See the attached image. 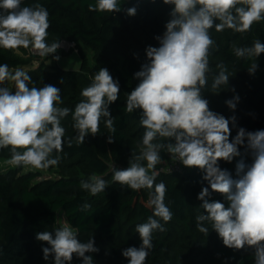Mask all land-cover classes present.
Instances as JSON below:
<instances>
[{"label": "clouds", "instance_id": "1", "mask_svg": "<svg viewBox=\"0 0 264 264\" xmlns=\"http://www.w3.org/2000/svg\"><path fill=\"white\" fill-rule=\"evenodd\" d=\"M163 3L173 6L171 18L163 35L156 37L159 47H147L148 62L134 74L139 83L126 100L128 113L140 110L139 122L144 129L142 147L139 153L132 152L127 168L112 170L113 182L134 191L149 190L148 204L154 211L147 222L136 225L140 246L128 247L122 255L128 264H146L154 247L153 233L165 231L160 220L167 223L172 219L173 213L165 203L167 186L156 182L155 168L164 151L185 167H195L204 173L202 179L208 187L202 188L197 198L207 214L195 217L198 231L207 236V222L225 246L237 250L246 245L254 247L255 264H264V130L249 132L239 128L230 140V119L234 123L235 117L225 118L210 110L202 95V89L209 86V57L215 43L210 30L250 31L254 23L264 21V0H163ZM88 7L90 11L120 12L121 0H96ZM136 12V7L127 9L129 16H135ZM49 28V12L43 5L22 6V0H0V48H31L41 57L55 54L62 44L47 42ZM233 53L238 59L253 60L248 71L254 74L256 59L264 53V43L257 39L249 47L233 46ZM54 59L59 60V56ZM216 67L219 72L210 85L212 92L228 85L231 75L224 64ZM6 82H12L15 91L4 86ZM30 83L31 77L23 69L11 71L8 64L0 65V149L10 148L11 157L7 161L10 165L47 170L60 163L65 136L61 121L70 109L57 106L62 103L61 89L53 85L30 87ZM119 93L118 81L107 68H100L92 83L82 89L83 99L72 112L77 145H82L89 134H99L102 119L115 132L108 109ZM238 100L236 96L225 103L234 110ZM172 140L175 142H166ZM108 142H113L112 136ZM68 143L71 146V141ZM240 147L252 153L253 162L246 165L241 159L236 164L238 178L233 179L218 162H231L241 156ZM80 187L95 196L104 192L108 181L92 176L82 180ZM209 188L222 194L228 206L211 200ZM88 207L87 203L81 206L82 210ZM36 239L50 245L42 249L43 258L53 256L54 264H71L74 254L82 259V264H93L86 253L99 251L93 238L81 242L78 231L68 224L55 228L54 235L53 231L39 232Z\"/></svg>", "mask_w": 264, "mask_h": 264}, {"label": "trees", "instance_id": "2", "mask_svg": "<svg viewBox=\"0 0 264 264\" xmlns=\"http://www.w3.org/2000/svg\"><path fill=\"white\" fill-rule=\"evenodd\" d=\"M37 3L49 12L48 38L52 39V42L61 43L64 39L71 38L85 43L92 49L106 50L120 43V31L126 28L138 42L136 48L127 50L131 65H135L140 56L146 57L147 47H159L156 37L162 36L166 31L165 25L171 18L173 7L164 4L163 0H121V11L109 13L90 11L88 5H94L96 0H22V6H34ZM130 7H136L135 16L127 15V9ZM234 37L235 33L227 34L225 42L219 45V52L237 69L238 76L247 82L249 77L255 74L248 71L253 60L236 58L233 46L249 47L250 43L237 40L232 42ZM256 63L258 66L257 60ZM3 64L18 66V60L0 48V65ZM136 72L133 71L132 74ZM138 83V80L135 81V87ZM211 83L208 74L209 86L202 89V95L209 103L213 94L210 90ZM245 96V102H250L249 94L245 93ZM126 100L117 99L111 103L114 107L109 105L108 110L114 121V133L107 128L105 120L100 122V132L106 134L107 140L112 136L113 142L108 144L113 163L108 155L87 137L82 145H77L74 137L63 146L62 159L69 163L67 168L78 163L100 173V178L108 181L104 192L93 196L81 189V181L92 177L87 174L43 177L38 169L25 166H16L0 172V264H54L53 256H49L48 260L43 258L44 246L42 242L37 241L36 234L45 230L53 231L59 211L64 213L69 224L78 231L81 242L94 239V246L99 251L86 253L92 257L93 264H128V259L122 255L123 250L133 246L139 247L141 240L135 230L121 236L120 227L116 223L125 211H135L147 222L148 218L153 216L154 209L148 204L149 190L134 191L112 181L113 168H127L132 152L139 153L142 147L144 129L139 122L140 110L128 113ZM160 155L162 160L157 167L172 160L170 154L164 151H161ZM74 158H77L76 161H73ZM218 163L220 164V161ZM229 173L233 179L238 178L236 172ZM170 175H175V172H157L156 182H164L167 186L165 203L173 213L172 218L195 228V217L201 213L207 214L200 208L202 201L197 198L202 188L208 187L207 181L202 179L204 173L193 167L192 173L183 174L177 181L170 179ZM209 191L211 200H218L228 206L222 194L212 192L210 188ZM84 203L89 205L86 210L81 208ZM153 218L160 220L159 217ZM160 223L165 231L157 230L153 233L154 247L149 252L146 264H180L177 243L166 223L162 220ZM216 255L226 259L228 264H255L254 247L246 245L237 250L225 246L222 239ZM71 264H82V259L74 254Z\"/></svg>", "mask_w": 264, "mask_h": 264}, {"label": "rangeland", "instance_id": "3", "mask_svg": "<svg viewBox=\"0 0 264 264\" xmlns=\"http://www.w3.org/2000/svg\"><path fill=\"white\" fill-rule=\"evenodd\" d=\"M231 33H235L232 42L236 40L238 42L246 41L252 46L253 42L258 39L264 43V21L254 23L251 30L244 33H236L227 29L222 32H217L215 28L210 30V36L215 43L211 49L209 77L212 81L213 77L219 72L216 65L221 63L226 66L227 71L231 75L228 85H222L221 88L213 91L209 108L223 115L225 118L230 119L233 116L235 117L234 123L230 119V140L236 136L239 128H244L249 132L264 130V53H261L256 59L259 64L255 74L245 82L238 76L237 69L224 59L219 52V45L223 44L226 35H230ZM119 35L121 38L120 43L112 45L106 50L92 49L85 43L71 38L64 39L61 42L62 47L55 54H50L47 57L39 56L31 48H20L18 50L3 49L18 60V66H9L11 71L19 67L30 75V87L35 86L39 88L53 85L61 89L62 103H58L57 106L70 109L69 115L61 121L62 126L65 128L64 144L70 138L77 136V130L73 127L74 122L71 110L83 99L80 94L82 89L92 83L94 74L100 68H107L112 77L118 81L120 87L118 99H127L128 94L135 88V81L137 79L132 73L133 71H138L148 60L147 57L140 56L137 63L131 65L127 56V50L129 48H136L138 42L126 28H123ZM52 41V39L47 37L49 44ZM54 56H59V60L54 59ZM4 86H8L12 91H15L12 82H6ZM245 93L249 94L250 102H245ZM236 96L239 97V100L236 103V108L232 110L226 105L225 101L233 99ZM112 106L114 107V105ZM246 113H249V115ZM86 137L91 139L101 151L105 152L110 158L111 163H113L111 149L105 133L99 132L95 136L89 134ZM63 152L59 153L61 160L58 165L50 166L47 170H39L42 172L43 177H57L63 174L69 175L75 173L101 177L100 173L83 164L74 163L71 168H67L69 163L62 159ZM240 152L241 156L235 157L231 162L221 160L219 167L229 172H236V164L241 159L246 165H250L253 162L252 153L246 151L244 147H240ZM10 157V148H6L5 150L0 149V172L16 167L7 163ZM76 159L74 158L73 161H76ZM25 167L33 168L31 166ZM192 168L185 167L182 164V169L176 171L175 175H170L169 178L177 181L183 174L192 173ZM155 171L160 172L159 167L156 166ZM145 222L146 219L137 212L125 211L121 213L116 224L120 227L119 234L125 236L133 232L137 224ZM64 224L71 226L64 213L59 211L52 230L54 231L55 228ZM166 225L172 238L177 243L180 264H228L226 259L216 255L221 238L215 230L211 229V225L207 222H205V226L209 228L207 236L199 232L197 227L192 228L175 218H172ZM42 244L44 247H50L46 242H42Z\"/></svg>", "mask_w": 264, "mask_h": 264}, {"label": "built area", "instance_id": "4", "mask_svg": "<svg viewBox=\"0 0 264 264\" xmlns=\"http://www.w3.org/2000/svg\"><path fill=\"white\" fill-rule=\"evenodd\" d=\"M182 169V163L179 161H175L174 159H172L171 161L167 162L165 165H161L159 167L160 171L163 172H176V171H180Z\"/></svg>", "mask_w": 264, "mask_h": 264}]
</instances>
